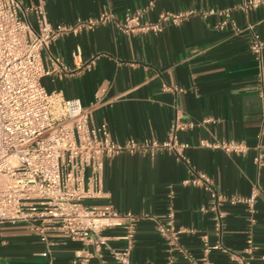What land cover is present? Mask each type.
Here are the masks:
<instances>
[{
	"label": "crops",
	"instance_id": "0c3cea01",
	"mask_svg": "<svg viewBox=\"0 0 264 264\" xmlns=\"http://www.w3.org/2000/svg\"><path fill=\"white\" fill-rule=\"evenodd\" d=\"M42 5L54 25L74 24L109 11L112 20L78 34L68 33L43 53L60 57L71 72L43 79L49 92L79 98L93 123L106 124L121 143L168 139L179 120L192 126L180 133L188 144L184 159L175 152H123L105 161L103 198L90 201L138 215L132 264H190L171 250L157 226L170 209L181 229L180 246L203 264V236L213 247L211 264H264V47L260 59L251 50L255 35L264 41V3L244 9L248 0H20ZM161 23L159 31L127 34L120 23L128 12ZM229 11V16L226 15ZM178 23L164 14H185ZM223 13V14H221ZM37 28L34 16L29 15ZM94 60V63L92 61ZM89 64H91L89 66ZM241 141L245 153L203 145ZM261 156V163L256 157ZM204 174L226 199L248 197L260 188L253 211L226 200L222 230L216 231L211 192L185 180ZM121 250L124 230L108 231ZM253 244L248 252V240ZM43 242L28 223L0 224V264H82L81 242L58 235ZM118 264L109 251L87 264Z\"/></svg>",
	"mask_w": 264,
	"mask_h": 264
},
{
	"label": "built area",
	"instance_id": "2783aa9c",
	"mask_svg": "<svg viewBox=\"0 0 264 264\" xmlns=\"http://www.w3.org/2000/svg\"><path fill=\"white\" fill-rule=\"evenodd\" d=\"M262 3L264 0H248L243 8ZM30 14L37 28L29 19ZM187 14H164L161 21L178 23ZM112 18L105 10L99 17L54 25L42 5L24 6L20 0H0V224L28 223L48 245L53 235L81 242L82 253L73 263L87 264L92 257L101 259L103 251L107 250L118 264H132L138 215L119 212L110 205L90 203L105 196V161L126 151L145 150H169L184 159L188 144L180 140V133L192 126L176 120L166 141L130 139L121 143L113 138L106 124L93 123L91 109L79 98H67L62 92L47 90L44 78L65 75L71 68L54 56L46 65L43 53L60 37L93 29ZM119 25L127 34L161 29L160 22L143 20L141 11L128 12ZM263 47L264 41L255 35L251 50L257 59ZM203 145L236 154L248 150L241 141H204ZM256 161L261 163V156H257ZM184 183L203 185L211 192L217 212V232L222 230L224 218L220 205L228 200L231 204L243 203L253 211L260 193L256 185L248 197L226 199L216 192L212 181L204 174ZM114 228L124 230L125 245L121 250L110 244L112 236L108 231ZM157 229L171 250L179 249L186 261L197 264L180 246L182 230L174 225L173 209L167 221L159 223ZM203 243V264H211L209 254L213 247L207 235L203 236ZM248 243L247 251L252 252V240ZM236 259L238 264H250L246 258ZM168 264H174V260L170 259Z\"/></svg>",
	"mask_w": 264,
	"mask_h": 264
}]
</instances>
